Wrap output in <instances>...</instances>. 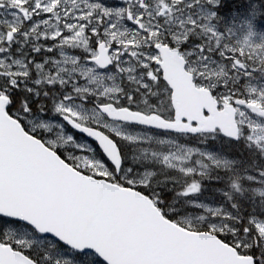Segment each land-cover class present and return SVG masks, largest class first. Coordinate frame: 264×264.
<instances>
[{
    "label": "snow or ice",
    "instance_id": "6c2138e0",
    "mask_svg": "<svg viewBox=\"0 0 264 264\" xmlns=\"http://www.w3.org/2000/svg\"><path fill=\"white\" fill-rule=\"evenodd\" d=\"M259 19L0 0V264H264Z\"/></svg>",
    "mask_w": 264,
    "mask_h": 264
},
{
    "label": "trees",
    "instance_id": "16d2710c",
    "mask_svg": "<svg viewBox=\"0 0 264 264\" xmlns=\"http://www.w3.org/2000/svg\"><path fill=\"white\" fill-rule=\"evenodd\" d=\"M230 2H231V0H230ZM241 2H242V0H235V4H237V5L240 4ZM225 23H227V21H225ZM259 25L264 29V19L257 20L256 25H255L256 31L259 30V27H258ZM262 35H264V30H263Z\"/></svg>",
    "mask_w": 264,
    "mask_h": 264
},
{
    "label": "flooded vegetation",
    "instance_id": "af4514ba",
    "mask_svg": "<svg viewBox=\"0 0 264 264\" xmlns=\"http://www.w3.org/2000/svg\"><path fill=\"white\" fill-rule=\"evenodd\" d=\"M256 22L257 21H255V25H256ZM258 27H259V30L256 31L257 32L256 38L259 39V40H261V37L264 36V35H262L264 29L260 25ZM255 30H256V28H255Z\"/></svg>",
    "mask_w": 264,
    "mask_h": 264
},
{
    "label": "rangeland",
    "instance_id": "374dc122",
    "mask_svg": "<svg viewBox=\"0 0 264 264\" xmlns=\"http://www.w3.org/2000/svg\"><path fill=\"white\" fill-rule=\"evenodd\" d=\"M254 42H260L261 40L256 38V35L253 37Z\"/></svg>",
    "mask_w": 264,
    "mask_h": 264
}]
</instances>
